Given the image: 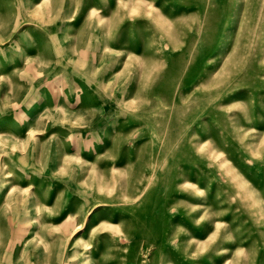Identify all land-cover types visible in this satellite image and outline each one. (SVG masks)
I'll list each match as a JSON object with an SVG mask.
<instances>
[{"label":"rangeland","instance_id":"rangeland-1","mask_svg":"<svg viewBox=\"0 0 264 264\" xmlns=\"http://www.w3.org/2000/svg\"><path fill=\"white\" fill-rule=\"evenodd\" d=\"M0 264H264V0H0Z\"/></svg>","mask_w":264,"mask_h":264}]
</instances>
